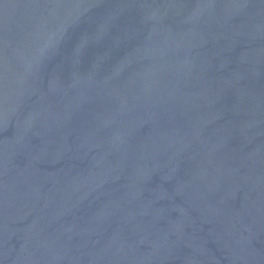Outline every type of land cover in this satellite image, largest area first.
I'll return each mask as SVG.
<instances>
[{
  "label": "water",
  "instance_id": "1",
  "mask_svg": "<svg viewBox=\"0 0 264 264\" xmlns=\"http://www.w3.org/2000/svg\"><path fill=\"white\" fill-rule=\"evenodd\" d=\"M0 264H264V0H0Z\"/></svg>",
  "mask_w": 264,
  "mask_h": 264
}]
</instances>
